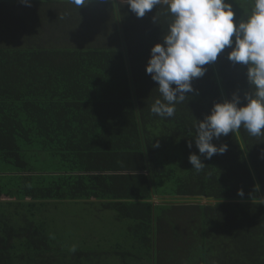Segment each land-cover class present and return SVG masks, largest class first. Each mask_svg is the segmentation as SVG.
<instances>
[{
	"label": "trees",
	"instance_id": "1",
	"mask_svg": "<svg viewBox=\"0 0 264 264\" xmlns=\"http://www.w3.org/2000/svg\"><path fill=\"white\" fill-rule=\"evenodd\" d=\"M66 1L0 0L4 34L28 24L40 34L0 46V264L62 263L74 251L85 255L79 262L98 254L97 264L101 254L109 264H264V136L241 127L214 138L228 148L211 159L195 144V124L214 103L237 91L240 106L247 102V66L229 61L226 48L175 115L161 118L150 110L162 97L146 66L166 9L138 18L120 0H89L88 11L112 17L114 40L72 46L48 38L58 22L47 13ZM232 3L238 21L243 10ZM22 15L33 17L22 24ZM64 201L99 202L129 229L110 250L54 249V257L43 211Z\"/></svg>",
	"mask_w": 264,
	"mask_h": 264
},
{
	"label": "clouds",
	"instance_id": "2",
	"mask_svg": "<svg viewBox=\"0 0 264 264\" xmlns=\"http://www.w3.org/2000/svg\"><path fill=\"white\" fill-rule=\"evenodd\" d=\"M22 2L30 5V0ZM124 2L138 18H143L154 7H163L170 17L162 42L151 48L146 66L162 97L152 104L153 114L173 117L175 106L195 91L192 80L202 77L207 71L204 66L214 63L223 50L230 48L228 60L247 66L249 88L243 97L247 102L240 106L241 96L237 91L231 99L214 103L210 113L195 124V144L202 156L211 159L228 148L227 144H214V138L230 132L239 135L241 127L252 137L264 136V0H249L247 6L236 0L243 10L238 21L234 20L232 0ZM69 3L80 9L89 0H69ZM153 19L157 22V16ZM188 146L192 147L191 142ZM189 163L197 172L205 165L197 154L189 156ZM238 194L243 196L244 193L241 190Z\"/></svg>",
	"mask_w": 264,
	"mask_h": 264
},
{
	"label": "rangeland",
	"instance_id": "3",
	"mask_svg": "<svg viewBox=\"0 0 264 264\" xmlns=\"http://www.w3.org/2000/svg\"><path fill=\"white\" fill-rule=\"evenodd\" d=\"M124 2V0H120ZM60 10L49 9L50 18H55L58 22L56 33L48 37L53 41H57L62 45H77V46H107L105 43L114 40V32L111 25H113L112 17L104 9L88 11L85 6L77 9L70 3H63ZM94 9V7H92ZM30 14L40 16L42 12L34 10ZM33 16H20V23L27 22ZM49 17H47L48 19ZM46 19V20H47ZM34 21L44 24L41 19ZM4 24L0 20V25ZM29 25L25 29L13 30L10 34H4L0 27V46L16 41L20 34H29L30 36H38L35 30H29ZM17 27H23L17 25ZM12 34V36H11ZM38 39H41L39 36ZM48 209L43 212L46 213L50 219L49 231L52 236L50 241L52 254L57 257L58 252L54 249H62L65 251H74L79 248L81 250L90 249L93 251H107L111 246L115 245L125 230L129 229L127 223L123 224L119 218L112 211L104 210L99 202H84V201H64V202H50L47 204ZM38 216L41 217V211H38ZM20 226L24 225L22 222ZM119 233L120 235H116ZM70 253V252H69ZM105 254H101L102 264H109L108 259H105ZM95 256L92 254L89 260L79 262V257H85L81 252L74 251L69 258H65L62 263L55 264H97ZM121 257V256H119ZM86 259V258H85ZM111 264H114V259L111 258Z\"/></svg>",
	"mask_w": 264,
	"mask_h": 264
},
{
	"label": "crops",
	"instance_id": "4",
	"mask_svg": "<svg viewBox=\"0 0 264 264\" xmlns=\"http://www.w3.org/2000/svg\"><path fill=\"white\" fill-rule=\"evenodd\" d=\"M64 3H69V1H66V2H64Z\"/></svg>",
	"mask_w": 264,
	"mask_h": 264
}]
</instances>
